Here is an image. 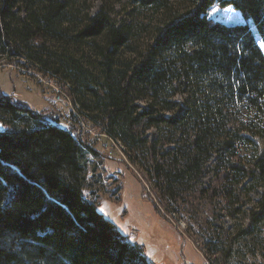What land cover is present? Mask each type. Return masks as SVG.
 <instances>
[{
	"label": "trees",
	"instance_id": "obj_1",
	"mask_svg": "<svg viewBox=\"0 0 264 264\" xmlns=\"http://www.w3.org/2000/svg\"><path fill=\"white\" fill-rule=\"evenodd\" d=\"M214 5L243 23L206 17ZM91 8L0 0V65L26 60L62 82L95 127L145 147L166 192L209 159L210 197L264 188V0H126L120 17L113 0ZM50 113L0 91V264H140L124 221L84 193L96 153ZM149 128L169 145L159 156ZM247 214L243 233L264 223V192Z\"/></svg>",
	"mask_w": 264,
	"mask_h": 264
},
{
	"label": "rangeland",
	"instance_id": "obj_2",
	"mask_svg": "<svg viewBox=\"0 0 264 264\" xmlns=\"http://www.w3.org/2000/svg\"><path fill=\"white\" fill-rule=\"evenodd\" d=\"M113 1L117 16H123L119 7L126 0ZM90 2L95 11L100 0ZM239 15L231 7L214 5L206 17L233 25L243 23ZM13 63L21 68H0V91L28 109L52 112L62 128H69L70 120L74 134L78 133L96 153L88 154L84 193L98 203L99 211L110 220L118 215L124 221L129 230L128 241L136 242L143 251L140 264H264V223L243 233L248 210L264 188L246 187L239 198L234 188L210 197L205 188L216 167L209 159L197 178L179 181L166 192L165 185L148 170L145 147L130 149L118 138L108 136L70 97L56 98L58 93L53 88L63 89L62 82L51 80L48 74H37L26 60ZM143 133L147 143H154L155 156L169 147L163 144L157 129L149 128ZM198 191L201 192L196 196ZM227 249L226 257L223 254Z\"/></svg>",
	"mask_w": 264,
	"mask_h": 264
},
{
	"label": "built area",
	"instance_id": "obj_3",
	"mask_svg": "<svg viewBox=\"0 0 264 264\" xmlns=\"http://www.w3.org/2000/svg\"><path fill=\"white\" fill-rule=\"evenodd\" d=\"M6 66L7 67H13V66H9L8 64H4V65H0V68L6 67ZM53 89L55 90L56 93H58V95L56 97L57 99H60L61 96H65L66 95V91L64 90V88L63 89H59L58 87H54ZM67 124H68V122H67Z\"/></svg>",
	"mask_w": 264,
	"mask_h": 264
},
{
	"label": "crops",
	"instance_id": "obj_4",
	"mask_svg": "<svg viewBox=\"0 0 264 264\" xmlns=\"http://www.w3.org/2000/svg\"><path fill=\"white\" fill-rule=\"evenodd\" d=\"M60 114L65 115L64 112H60Z\"/></svg>",
	"mask_w": 264,
	"mask_h": 264
},
{
	"label": "water",
	"instance_id": "obj_5",
	"mask_svg": "<svg viewBox=\"0 0 264 264\" xmlns=\"http://www.w3.org/2000/svg\"><path fill=\"white\" fill-rule=\"evenodd\" d=\"M0 129H1V127H0Z\"/></svg>",
	"mask_w": 264,
	"mask_h": 264
}]
</instances>
